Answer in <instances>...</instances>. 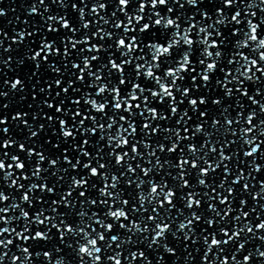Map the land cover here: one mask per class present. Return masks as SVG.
<instances>
[{"label": "snow or ice", "instance_id": "snow-or-ice-1", "mask_svg": "<svg viewBox=\"0 0 264 264\" xmlns=\"http://www.w3.org/2000/svg\"><path fill=\"white\" fill-rule=\"evenodd\" d=\"M111 2L34 0L28 15L41 17L47 35L39 27L13 29V44L40 35L38 47L19 60L31 62L30 97L37 105L28 108L38 127L28 111H17L11 119L27 129L25 142L0 137V148L17 146L24 154H0V264H33L34 256L66 264L60 245L72 248L68 237L75 238L79 264H153L150 254L161 247L176 255L169 234L186 252L202 244L200 264H252L254 254L264 260L259 247L238 259L251 238L264 243L257 212H264V179L258 191L251 183L253 173L264 171L257 163L264 159L258 115L264 114V0H116L108 15ZM6 15L0 6V17ZM0 37L8 39L2 27ZM10 86L25 90L19 78ZM243 100L256 106L247 115ZM8 123L0 118V125ZM46 127L51 136L41 140ZM0 132L8 136L10 129ZM44 243L51 250H34ZM13 246L20 255H10ZM192 259L187 252L185 260ZM163 260L158 256L156 264Z\"/></svg>", "mask_w": 264, "mask_h": 264}, {"label": "water", "instance_id": "water-1", "mask_svg": "<svg viewBox=\"0 0 264 264\" xmlns=\"http://www.w3.org/2000/svg\"><path fill=\"white\" fill-rule=\"evenodd\" d=\"M34 2V0H3L2 2V7H4L7 10V15L4 17H0V27L3 28L4 32L8 33V39H4L3 37H0V39H4V43L3 46L0 47V92H7L8 95L7 96H0V110H2L3 116H0V118H3L4 116H6L8 118L9 123L7 125H0V128L3 127H8L10 129V133L8 136H5L2 132H0V137H2L3 139H8L9 137L15 139L17 141V145L19 143L25 142V138L28 135L27 129L24 128L23 124L20 122H14L12 121L11 117L12 115L15 114V112L17 111H22V110H26L29 112V122L34 124V128L38 127V123L31 121V114H32V110L28 108V104L31 103L33 105V108L36 107L37 105V101H33L31 100L30 97V91H31V83L32 81L28 79V76L30 74L29 70L31 68V62L25 60V65L20 66L19 65V60L24 58L23 53L26 49H28L29 47H38L39 44V40H40V35H35L32 37H28L23 43L20 44H13L11 42V37L15 34L13 32V29H15V31H21L22 29H24L25 27L27 28V30L29 32L33 31L34 28L39 27L41 29V34L47 35L46 32L43 31V29L46 28V25L43 23V21H41V17L40 16H29L28 15V9L30 7V5ZM50 2V0H49ZM245 3L248 2V0H244ZM258 2V0H257ZM116 4V0H112L111 3L108 4V9H107V14L110 15L111 12L114 9V6ZM51 8L57 12V14L60 13L61 9L59 7L58 4H51L50 5ZM83 6V5H81ZM91 6V4L89 3V7ZM173 7H175L177 9V11H183L185 12V14H191V12L193 11L189 6L186 5L184 10H180L178 6L176 5H172ZM215 5L212 4H202L201 7H208L209 9H214ZM41 12H43V6H41ZM162 13H166V8H160L159 9ZM69 11H70V4H69ZM129 11H133V8H130ZM235 11V9H225V12L229 15H231V13ZM258 11V9H257ZM103 14V13H102ZM45 17L48 15V13L44 14ZM118 15L120 16L121 19H123L122 14L118 13ZM169 15H174V14H169ZM259 15L264 16V13H259ZM17 17H19L20 19L17 20ZM89 19H91V17H89ZM197 19H199V15L197 14ZM29 21L28 25H25L23 23V21ZM258 22V20H257ZM120 31V30H117ZM261 35H264V25H262L261 27ZM239 37H232V40L234 41L235 39H237ZM163 42V41H161ZM10 46V51H4L5 48H9ZM246 54L251 55L253 57H256L257 54L256 53H252L250 49H245L244 50ZM30 54V53H29ZM118 55V54H117ZM11 58V59H9ZM5 61H7V65H5ZM41 75H43V73H41ZM22 79L25 82V90L24 91H18V90H13L11 89L10 83L11 81L15 80V79ZM33 80L36 79V77L32 78ZM262 81H264V77L261 78ZM7 80L9 81V83L5 84L4 81ZM255 86L253 85H249L250 90H252V88H254ZM26 97L27 99L25 100H21V97ZM257 99H261V97H257ZM243 102L248 105L249 107H246L245 109V115H247V111L249 110L250 107H256V106H252L250 105V102H248L247 100H243ZM262 102H264V100H262ZM7 104L9 107L6 109H2V105ZM48 111V110H46ZM258 111V109H257ZM233 115H235V113L233 112ZM258 115L261 116V118H264V114H259ZM43 122V121H41ZM17 125H19L17 127ZM47 127H51L50 125H48ZM47 127L46 130L44 132L41 133V140L44 136H51V133L47 131ZM35 138H33V141H27L28 146H31L32 143L34 142ZM235 147V146H233ZM37 150H40L39 148ZM127 150V149H125ZM245 150H247L245 148ZM4 151L9 152L10 154H20L23 157V153H19L18 147L17 146H13L7 150L0 148V154H2ZM230 151V150H229ZM162 157L165 154H160ZM190 158V157H189ZM216 159H218V157H216ZM6 163H11L10 158H8L6 160ZM135 163V162H134ZM257 163H260L262 165H264V159H258ZM46 166V165H45ZM148 165L145 164V167H147ZM173 174H175V170H172ZM20 173L17 171L16 175H19ZM2 173H0V177H2ZM142 176V173L140 174ZM163 173H160V176H163ZM254 176L257 177L256 180H252L251 183L254 184L256 187L253 189V191H258L259 190V184H258V180L260 179H264V171L260 172V173H253ZM157 182H161L159 179V176H155L154 177ZM209 181H211V177L208 178ZM27 183V182H24ZM3 190L5 192H9L11 194L16 195L17 197L20 195L19 192H16L15 189H9L7 187V185H4ZM128 191H132L131 189H129ZM185 193L187 191H189L188 189H184L183 190ZM37 195H41L40 193H36ZM245 196H247V194H244ZM247 198L249 199V207H254L256 205L253 204V202L251 201L250 196H247ZM7 203H11V201H8ZM260 203H264V200H261ZM3 206V205H0ZM177 206H180L179 203V190H178V195H177ZM37 207H39V205H37ZM93 210H97V209H93ZM149 210H151V205H149ZM247 210V209H246ZM165 210H161V212H163ZM190 210L185 209L186 214L189 212ZM257 212H259L261 214L262 217H264V212H260V209H257ZM172 215H175V210H172ZM257 213H251L249 219L252 220V223H258L259 221L255 219ZM135 218V217H134ZM108 222H112V221H108ZM178 222V221H177ZM247 221L243 220L241 221V224L245 223ZM125 223H127L125 221ZM13 226H16L15 224ZM0 227H3L2 224H0ZM98 228V226H96ZM175 227V225H174ZM229 228H231V225H229ZM117 229H118V225H117ZM118 231L123 235V230H119ZM197 231H199V226H197ZM211 231V229L209 230ZM116 234V232L110 233L108 235H113ZM5 238L7 239H11L12 237L10 236H6ZM221 239H224L225 237L221 236ZM15 243H20V241H16ZM68 243L72 244V248H64L63 245H60V247L63 249V252L60 254L64 257L66 264H79V256L77 254V252L74 250L76 248V244H75V238L73 237H68ZM167 243L169 244V246H175L176 247V255H171L169 253H166L163 251V248H159L156 249L154 252H152L150 254V259L153 260V264H156V258L158 256H163L164 260H163V264H200V258L203 255V246L202 244H197V245H191V247L188 248L187 252H192V255L194 257V259H192L191 261H186L185 257L187 255V252L185 251V248L183 246L182 243L180 244H176V242H174L171 239V236L169 234V239L167 241ZM191 242H189L190 244ZM25 247L29 246L27 244L24 245ZM127 247L132 248L133 250H135V246L132 245H128ZM140 247H145L144 245H140ZM229 248H233L234 245H229ZM256 247L261 248V250H264V243H262L261 241L255 239V238H251L249 243L246 245L245 250L240 253L238 255V259H243V256L246 255L248 253V251H252L253 253H255V249ZM194 248H200L199 252H194L193 249ZM51 250V245L44 243L41 244L37 247H35L34 250ZM0 251H3L2 249H0ZM15 253L17 255H20V253L17 251V249L15 248V246L12 247L11 249V253ZM107 254H111L110 252ZM125 255H127V251H125L124 253ZM224 255H228L229 257L231 256V253L229 251H225ZM33 264H45V262L43 261V258H35V256L33 257ZM125 264H127V261H125ZM134 264H141L140 261H136L134 262ZM252 264H264V260L258 258L255 254L253 255V259H252Z\"/></svg>", "mask_w": 264, "mask_h": 264}]
</instances>
